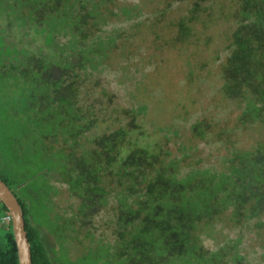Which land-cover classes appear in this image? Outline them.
I'll return each mask as SVG.
<instances>
[{"label": "trees", "instance_id": "1", "mask_svg": "<svg viewBox=\"0 0 264 264\" xmlns=\"http://www.w3.org/2000/svg\"><path fill=\"white\" fill-rule=\"evenodd\" d=\"M0 19V128H16L0 131V180L22 209L32 264H249L239 249L252 228L264 262V0H0ZM144 43L148 61L176 50L191 83L223 56L215 109L230 102L238 124L261 126L251 147L223 142L218 165H188L145 135L144 102L103 91L96 112L83 107L92 76L125 90ZM213 119L190 124L191 138L224 141ZM55 184L73 199L68 217ZM102 212L111 241L93 231ZM7 217L0 201V264H18ZM215 224L236 237L209 250L202 235L216 240ZM84 240L92 246L73 254Z\"/></svg>", "mask_w": 264, "mask_h": 264}, {"label": "rangeland", "instance_id": "2", "mask_svg": "<svg viewBox=\"0 0 264 264\" xmlns=\"http://www.w3.org/2000/svg\"><path fill=\"white\" fill-rule=\"evenodd\" d=\"M125 1L138 2V0ZM2 21L3 20L0 19V24ZM115 27H119V25L115 24ZM148 46L149 43H144V47L141 49L142 62H137L134 68L129 69V76H132V79L130 83L124 81L126 84L125 90L111 80L110 74L106 75L104 73L96 77L98 84L96 86L93 83L94 77L92 76L90 78L92 81L89 80L91 84L87 85L89 90L87 93L88 95L85 96L82 92L80 94V98L84 100L82 102L83 107L89 104L93 105L92 102L98 99L99 95L103 94V91L108 95L115 94L117 101H119L122 106H127L129 102L135 100L142 103L144 102L148 110L143 125L145 135L159 141L167 150L171 151L172 155H178L179 157L182 154L186 155L188 158L185 159V163L188 165L199 167L218 165V157L228 153L226 150L227 143L223 142L229 141L228 143L232 144L235 148L246 149L251 147L253 141L258 138V130L261 126L256 124L242 126L238 124L236 115L239 112L235 110L234 104H230V102H224L228 106L226 110H221V108L219 110L215 109L216 104L219 103L217 89L220 84L217 66L223 56L219 61L207 62L208 65L199 73L201 75L200 78L191 83L186 78L187 65L183 62V58L176 50L164 47L161 53L157 52L158 55L154 52L153 58L151 61H148L149 57L147 54L152 53L151 49H146ZM210 48L212 51L218 48V46L214 48L211 46ZM203 55L212 60L210 58L212 52ZM155 58L157 59L156 62L154 61ZM192 59H194V57ZM132 61L140 60L137 58ZM130 94H133L134 98L129 99ZM93 106L94 112H96L97 107L95 105ZM203 116L207 118L213 117L214 121L221 123L217 128L226 130V134L221 136L224 141L205 144L191 138V133L189 132L190 124ZM208 122H212V120ZM225 122H227V124H225ZM0 123L5 125L6 121L0 119ZM122 123L125 124L126 120H123ZM223 124H225V126ZM100 126L101 129H98V132L104 127L102 123H100ZM0 131H2V128H0ZM15 131L16 128L10 130V132L8 130L2 131V133L7 132L10 134ZM215 131L216 130H214L211 135H213ZM162 135H166L170 138L169 142H166ZM2 153L3 152H0V159ZM3 157H7L6 152H4ZM3 170H5V168H2V171ZM54 187L60 190V193L56 197H53V202L56 205L55 209L59 210V213L65 210V215L68 217L74 205H70L73 199L71 198L68 200L65 185L55 184ZM106 216L105 212L100 213L98 217L95 216L92 220V226L94 228L96 227L95 230H93L96 236L100 235L105 237L106 240L111 241L112 236L109 230L110 228L104 223L107 220ZM225 217L226 216H223L222 219H225ZM8 220L9 219H5L2 223H6ZM228 226L230 225L228 224L226 227L220 229V225L215 224L214 232L217 234L215 235L216 240H213L215 238L211 239L202 235V245L209 250H213L216 247L217 238L220 239V237L223 238L227 236L229 239L235 238L236 234L231 230L233 228H227ZM243 234L244 235L241 237V247L239 249L240 253L247 257L249 264H264V262L261 261L263 250L260 249V243H262L263 239L262 235H258V232L253 230V228L245 230ZM224 239L226 238H223V240ZM223 240L220 242H223ZM49 243L55 249L57 248L54 239L49 238ZM71 244V251L73 254L76 253L75 255L86 252L85 249H87L88 246H92V243L89 244L88 241L85 240L81 244L75 241L71 242Z\"/></svg>", "mask_w": 264, "mask_h": 264}, {"label": "water", "instance_id": "3", "mask_svg": "<svg viewBox=\"0 0 264 264\" xmlns=\"http://www.w3.org/2000/svg\"><path fill=\"white\" fill-rule=\"evenodd\" d=\"M0 201L8 211V219L16 247L17 263L32 264L30 245L24 229L22 209L10 189L2 180H0Z\"/></svg>", "mask_w": 264, "mask_h": 264}, {"label": "built area", "instance_id": "4", "mask_svg": "<svg viewBox=\"0 0 264 264\" xmlns=\"http://www.w3.org/2000/svg\"><path fill=\"white\" fill-rule=\"evenodd\" d=\"M6 219H8V217Z\"/></svg>", "mask_w": 264, "mask_h": 264}]
</instances>
